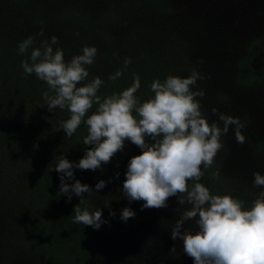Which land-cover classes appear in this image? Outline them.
I'll use <instances>...</instances> for the list:
<instances>
[{
	"label": "trees",
	"instance_id": "trees-1",
	"mask_svg": "<svg viewBox=\"0 0 264 264\" xmlns=\"http://www.w3.org/2000/svg\"><path fill=\"white\" fill-rule=\"evenodd\" d=\"M29 36L36 38L33 47L56 36L66 61L83 46L96 47L89 79L104 81L102 97L139 75L143 101L153 95L154 79L198 71L203 79L193 90L204 91L196 98L203 115L220 127V114L238 117L246 139L238 143L230 125L214 164L201 166L203 177L189 188L200 182L250 208L264 190L253 185L254 172L264 175V0H0V264H194L182 240L171 238L190 205L173 196L167 207L142 210L144 201L124 196L130 159L142 152L130 141L100 169L74 168V179L65 181L79 180L93 192L72 194L70 201L60 194L57 157L78 163L92 146L83 144L85 124L66 137L61 124L70 113L48 111L46 83L25 74L21 62L32 48L18 54V45ZM127 57L132 62L123 75L109 80ZM101 180L106 186L97 191ZM77 206L99 208L104 223L99 229L74 223ZM125 207L136 213L127 222ZM184 228L195 229L194 221Z\"/></svg>",
	"mask_w": 264,
	"mask_h": 264
},
{
	"label": "clouds",
	"instance_id": "clouds-1",
	"mask_svg": "<svg viewBox=\"0 0 264 264\" xmlns=\"http://www.w3.org/2000/svg\"><path fill=\"white\" fill-rule=\"evenodd\" d=\"M39 35L43 36L42 30ZM35 39L29 36L19 43L18 54L32 48L21 67L25 74L34 73L46 83L48 90L42 97L48 111L59 108L70 113V118L61 124L66 137H72L85 124L87 135L83 144L92 146L78 163L63 155L57 157L54 169L60 173V194L68 195L70 201L72 194L82 197L83 193L93 192L79 180L73 184L65 181L74 179V168L100 169L128 140L142 152L130 159L123 182L124 196L129 202L144 201L142 210L167 207L173 196L178 197L181 206L190 205L172 226L171 238L182 240L183 251L194 264H264V190L246 208L244 201L231 194L213 195L203 183L196 182L189 188V181L203 177L201 166L209 168L214 164L223 148L221 138L230 125H235L238 143L243 144L246 139L242 134L246 125L238 117L220 114V127L215 122L210 124L203 115L196 98L203 97L204 91L193 90L198 79H203L198 71L193 69L187 77L169 74L163 80L154 79L149 86L153 95L143 101L137 95L141 87L139 75L121 92L102 97L98 92L104 81L99 76L89 79L96 47L83 46L82 54L66 61L56 36L41 40L38 47H33ZM131 62L130 57L125 58L123 68L110 75L109 80L121 77ZM145 137L153 142H146ZM214 175L218 177L219 172ZM253 175V185L264 189V175L259 171ZM105 186L106 181L101 180L95 189L99 191ZM74 212V223L95 229L104 223L99 208L90 211L77 206ZM135 215L125 207L121 220L127 222ZM187 221H194L195 229L184 228ZM175 251L174 247L172 253Z\"/></svg>",
	"mask_w": 264,
	"mask_h": 264
}]
</instances>
